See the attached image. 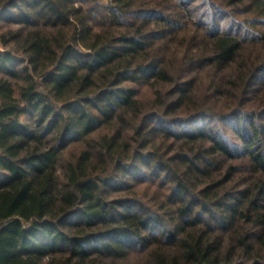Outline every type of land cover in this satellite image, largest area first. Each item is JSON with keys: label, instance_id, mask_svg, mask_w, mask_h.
Listing matches in <instances>:
<instances>
[{"label": "trees", "instance_id": "trees-1", "mask_svg": "<svg viewBox=\"0 0 264 264\" xmlns=\"http://www.w3.org/2000/svg\"><path fill=\"white\" fill-rule=\"evenodd\" d=\"M0 264H264V0H0Z\"/></svg>", "mask_w": 264, "mask_h": 264}, {"label": "rangeland", "instance_id": "rangeland-1", "mask_svg": "<svg viewBox=\"0 0 264 264\" xmlns=\"http://www.w3.org/2000/svg\"><path fill=\"white\" fill-rule=\"evenodd\" d=\"M199 1H201L202 3H205V2H207L208 0H199Z\"/></svg>", "mask_w": 264, "mask_h": 264}, {"label": "water", "instance_id": "water-1", "mask_svg": "<svg viewBox=\"0 0 264 264\" xmlns=\"http://www.w3.org/2000/svg\"><path fill=\"white\" fill-rule=\"evenodd\" d=\"M0 51H1V49H0Z\"/></svg>", "mask_w": 264, "mask_h": 264}]
</instances>
